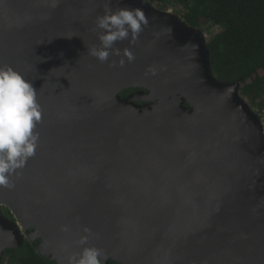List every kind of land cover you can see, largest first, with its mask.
I'll use <instances>...</instances> for the list:
<instances>
[{"label": "water", "instance_id": "1", "mask_svg": "<svg viewBox=\"0 0 264 264\" xmlns=\"http://www.w3.org/2000/svg\"><path fill=\"white\" fill-rule=\"evenodd\" d=\"M106 6L149 22L116 45L135 56L123 67L87 53ZM0 65L43 109L35 156L0 188V264L28 237L66 264L85 227L104 264H264V128L239 82L213 77L199 29L145 0H0Z\"/></svg>", "mask_w": 264, "mask_h": 264}, {"label": "clouds", "instance_id": "2", "mask_svg": "<svg viewBox=\"0 0 264 264\" xmlns=\"http://www.w3.org/2000/svg\"><path fill=\"white\" fill-rule=\"evenodd\" d=\"M148 23L142 9L120 7L113 10L106 6L103 14L96 17L92 29L98 44L87 49V53L102 64L108 63L109 67L132 63L135 56L131 50L116 45L125 40L130 45L135 44ZM110 57L119 60L110 61ZM42 115L33 83L11 66L0 65V188L13 190L15 181L12 178L19 179L29 159L35 156ZM60 230L69 232L68 226H61ZM82 231L84 235L75 241L80 251L67 255L66 264H104L107 256L103 249L88 246L89 238H99L98 234L87 227Z\"/></svg>", "mask_w": 264, "mask_h": 264}, {"label": "trees", "instance_id": "3", "mask_svg": "<svg viewBox=\"0 0 264 264\" xmlns=\"http://www.w3.org/2000/svg\"><path fill=\"white\" fill-rule=\"evenodd\" d=\"M162 11L180 7L183 23L193 29L215 27L206 42L213 77L223 84L239 82V95L261 119L264 115V0H145ZM157 6V7H155ZM133 90L127 89L120 97ZM14 221L13 215L1 208ZM39 241L24 240L7 250L1 264H55L36 252ZM107 264H119L109 260Z\"/></svg>", "mask_w": 264, "mask_h": 264}, {"label": "rangeland", "instance_id": "4", "mask_svg": "<svg viewBox=\"0 0 264 264\" xmlns=\"http://www.w3.org/2000/svg\"><path fill=\"white\" fill-rule=\"evenodd\" d=\"M155 7H157V6H155ZM162 12L173 14V15L177 16L180 20L183 16L181 13L180 7H177V6H169L166 9L162 10ZM181 21H183V20H181ZM199 30L202 32V35L204 36L205 42H207V39H209V37L211 35L218 32V28L211 27V26L202 27V29H199ZM244 101H245V103H247L245 99H244ZM247 105L249 106L248 103H247ZM261 116L263 117V119H261V118L260 119H261V122H262V125L264 128V115H261ZM12 215L14 217V220H16L14 214H12ZM22 232H23V235L26 237L28 234L27 231H22ZM28 240L30 243H33V242H31V239L29 237H28ZM37 253H39V251H37ZM39 255H41V254L39 253ZM41 256L44 257L43 255H41Z\"/></svg>", "mask_w": 264, "mask_h": 264}, {"label": "flooded vegetation", "instance_id": "5", "mask_svg": "<svg viewBox=\"0 0 264 264\" xmlns=\"http://www.w3.org/2000/svg\"><path fill=\"white\" fill-rule=\"evenodd\" d=\"M133 89V88H132ZM138 93H143V90H138V89H133L131 91H129L126 96L121 97L123 100H128L130 102V99L133 98L135 95H137ZM134 104L138 105L139 107H143V101H135L133 102Z\"/></svg>", "mask_w": 264, "mask_h": 264}]
</instances>
